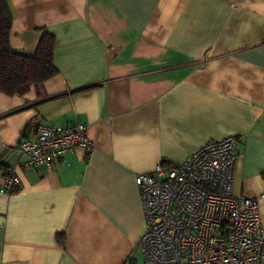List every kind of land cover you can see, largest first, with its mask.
I'll return each instance as SVG.
<instances>
[{"label": "crops", "instance_id": "crops-1", "mask_svg": "<svg viewBox=\"0 0 264 264\" xmlns=\"http://www.w3.org/2000/svg\"><path fill=\"white\" fill-rule=\"evenodd\" d=\"M10 46L54 36L57 73L0 92V264H143L133 181L237 136L236 195L264 192V0H8ZM81 122L93 143L26 168L18 140ZM5 173L0 171V185ZM264 229V197L259 202Z\"/></svg>", "mask_w": 264, "mask_h": 264}, {"label": "built area", "instance_id": "built-area-1", "mask_svg": "<svg viewBox=\"0 0 264 264\" xmlns=\"http://www.w3.org/2000/svg\"><path fill=\"white\" fill-rule=\"evenodd\" d=\"M240 138L208 141L181 162L158 163L133 181L140 195L144 232L139 241L143 264H264V229L259 202L233 192ZM93 147L81 122L39 123L31 139L18 140L26 168H50L64 153ZM21 180L9 168L0 193L11 195Z\"/></svg>", "mask_w": 264, "mask_h": 264}, {"label": "trees", "instance_id": "trees-1", "mask_svg": "<svg viewBox=\"0 0 264 264\" xmlns=\"http://www.w3.org/2000/svg\"><path fill=\"white\" fill-rule=\"evenodd\" d=\"M11 25L9 2L0 0V92L7 96H22L31 86L39 87L57 73L53 65L56 43L53 35L44 32L32 55L22 53L10 46ZM7 170L0 164L1 172L6 175Z\"/></svg>", "mask_w": 264, "mask_h": 264}]
</instances>
